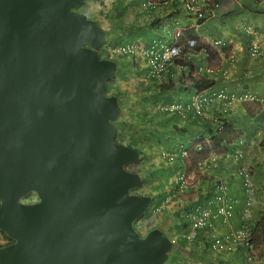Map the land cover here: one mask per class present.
Masks as SVG:
<instances>
[{
	"label": "water",
	"instance_id": "95a60500",
	"mask_svg": "<svg viewBox=\"0 0 264 264\" xmlns=\"http://www.w3.org/2000/svg\"><path fill=\"white\" fill-rule=\"evenodd\" d=\"M85 1L0 0V264H165L172 249L135 229L152 197L132 193L141 154L115 142L119 66Z\"/></svg>",
	"mask_w": 264,
	"mask_h": 264
},
{
	"label": "crops",
	"instance_id": "0c3cea01",
	"mask_svg": "<svg viewBox=\"0 0 264 264\" xmlns=\"http://www.w3.org/2000/svg\"><path fill=\"white\" fill-rule=\"evenodd\" d=\"M170 1L153 8L145 0H89V7H92L88 9V12L89 16L106 32L111 33L113 26L116 25L121 33H124L117 35L118 39L122 40L121 43L118 45L109 44L111 47L114 45L138 44L141 47L150 49L154 45L161 46L169 43L173 38L172 32L174 30H180L183 36L185 31L193 30L195 35L199 37L200 43L209 46L217 56L209 60L207 54L202 51L190 57L178 59L180 60L178 63L175 61L167 66L160 82L149 77L148 59L146 57L141 55L116 57L119 58L121 63L123 62L122 58H128L132 60V64L128 65L127 63L125 65L126 61L123 62L124 71L114 78L112 86L119 89L123 98L125 97L130 102L128 111L136 121L140 119L139 115L142 118L140 120H144L143 118L146 116L150 118L152 115H156V110L161 112L159 104L169 101L187 103L192 100L198 92L193 87L180 84L182 74L217 80L213 92L227 91L239 95H255L258 97L259 103H235L230 119L243 136L245 143L239 148L243 151L247 163L254 167L257 186H264V144H261L264 142V0H223L220 11H214V17L204 20L202 24H199L195 17L188 15L185 10L181 9V3H177L176 0ZM208 8L211 9V5ZM182 10L184 14L181 13ZM218 41L227 42L229 51L215 47L214 43ZM253 45L261 46L262 54L260 57L252 56L251 49ZM231 51L236 53L234 60L229 57ZM127 67L130 71H125ZM167 82L174 85L171 91L150 92L149 88L153 83L167 85ZM205 93H208V91ZM145 100L149 102V106H147ZM131 104L138 107L134 108ZM157 105L158 109H156ZM160 112H158L159 116H156V118L159 117L160 121L155 125L156 129L148 130L154 134L159 132L157 128L163 126L161 124H166L163 122L164 115ZM205 112L209 118L223 115L220 101H213ZM162 116L163 118H161ZM182 119L185 120L186 118ZM198 121L199 119L194 116L187 118L184 122L182 120L177 121L181 124L179 127L183 128L182 131H178L170 125L168 129L176 138L173 144H171L168 137L161 138L159 134L151 137L147 133L142 139L146 140L145 143L149 145V143L153 144L156 139L161 138L162 146L158 149L160 153L157 159L161 160V164H163L162 155L166 150L178 154L188 144H192L190 148L194 147V141L202 131ZM151 138L153 141L149 142ZM206 148H212V146L209 145ZM235 148L237 146L233 147V149ZM187 150L191 152L190 149ZM211 154L214 157L219 156V153L217 155L216 153ZM228 165V167H222L228 170L229 173L231 172L230 174L233 177L228 174L224 176L223 174V180L231 184V193L236 196L240 186H238L235 179V165L233 163H228ZM207 168H200L201 176L204 179L199 182L196 189L183 196V200L181 199L182 195L180 196L179 202L172 209L170 216L175 215L176 212L184 214L181 210L187 204L190 208V202L192 201L207 203V200L215 198L213 186L219 180H214V178L220 175L217 169L210 171ZM166 215L160 217L162 221H167L165 220ZM169 223L171 221H168L165 225H170ZM237 224H233L234 226H219L216 223L217 232L218 234L226 233L229 228L235 227ZM168 227L171 229L173 226ZM185 232V229L181 228L180 230L171 229L169 233L172 237H178L177 239L181 241L180 238H183L182 235ZM1 239L2 236L0 235ZM226 259H230V257L220 255L211 263L226 264L224 262ZM241 263L243 264V261L239 259V264Z\"/></svg>",
	"mask_w": 264,
	"mask_h": 264
},
{
	"label": "trees",
	"instance_id": "16d2710c",
	"mask_svg": "<svg viewBox=\"0 0 264 264\" xmlns=\"http://www.w3.org/2000/svg\"><path fill=\"white\" fill-rule=\"evenodd\" d=\"M151 1H155V0H151ZM211 2V3H210ZM210 4H215L216 8L215 11L218 12V8L217 6L221 5V3L223 2V0H212L210 1ZM178 3V2H177ZM209 4V5H210ZM205 19H199L198 23L202 24L204 22ZM189 39H193L197 42V46L195 47H189L187 45V41ZM226 46L223 48L224 50H228L229 45L227 42ZM180 46L182 47V53H181V58H186V57H190L191 55H195L198 54L200 52H205L207 54V56L209 57V60L214 59V57H216V53L214 51L211 50V48L208 46H204L200 43V39L197 35H195L193 30H187L184 32V36L181 38L180 40ZM178 61L180 60H176V63H178ZM180 84L182 86H189V87H193L195 90H197V94L196 95H200V93L205 94L206 91L208 90H212L216 85H217V80L215 79H209V78H199V77H193L191 76V74L189 75H184L182 74L181 78H180ZM108 91L110 93H113L114 95L118 96V98H123L122 93L119 91V89H115L112 84L109 85L108 87ZM172 88H174L173 83H168L167 85H160L158 83H153L151 85V87L149 88L150 92H165V91H171ZM204 91V92H202ZM156 100V99H155ZM146 101V100H145ZM175 102H165L162 104H173ZM180 104H182V101L178 102ZM161 105V104H159ZM129 109V108H128ZM158 109V105L157 108ZM130 112V111H128ZM158 110H156L155 114L156 115H152V117L147 118V116L145 118H143L144 120H140L141 115H139V120H134V124L130 123V122H126L124 120V122L120 125H118V123L115 125L116 126V132H117V141H119L121 144H125L130 146L131 148L137 150L140 152L141 156L142 154V150H145L146 153V157L149 154H152V156H154V152H150L153 151L155 149H159L162 146V141L161 138L156 139L155 143H149V145H147V143H145L146 140H143L142 137L147 134L148 130H151L150 126H155L154 122H152L153 120H157V122L159 123V117L156 118V116H159L158 114ZM161 114L164 115L161 118L164 119V123L166 124H162L164 127L166 126L167 128L170 127V125L175 128L178 131H182V127H179L181 124H179L177 121L182 120V122H184L187 118H190L192 116L196 117L199 119L198 123L201 126V133H199V137H198V143L201 141H208V144L210 146H212V148H206L209 145L205 146V147H198L197 154L198 157L202 160H207L205 163V167L210 170H216L220 176H217L216 178H214V180H218V178H220L221 176H227V174L229 175L230 173L228 172V170H225L222 166L228 167V163H229V158L227 157L229 152H233L235 151V149H233V147L235 146L234 143H236V141L241 145V142H244L243 136H241L240 131L235 127L234 123L232 122V119H230V114L227 115H218L215 116V118L212 117H198L193 111H189L185 113V116H183L182 114H180V112H173L174 114H177L178 117H176L175 120H172L171 122L166 121V116L169 115L170 113L168 112H160ZM143 114V113H142ZM131 115V114H130ZM189 115V117H187ZM192 115V116H191ZM132 116V115H131ZM182 118H186L185 120H183ZM135 119V118H134ZM141 124V125H139ZM149 127V129H148ZM165 127V128H166ZM149 132V131H148ZM156 134H159V132H157ZM154 134V135H156ZM154 135H151L154 136ZM115 139L116 143L117 142ZM152 138L150 139L149 142H152ZM167 141V140H166ZM158 143V144H156ZM197 143V144H198ZM159 148H158V146ZM243 146V145H241ZM140 147L142 148V150L140 149ZM145 147V148H144ZM187 147H192V144H188ZM144 148V149H143ZM147 148V150H146ZM151 148V149H150ZM211 150V151H209ZM160 150H158L159 152ZM150 152V153H148ZM211 153H219L220 159L216 160V161H212L213 159V155ZM182 156L181 153L179 152L177 154V157L175 158L174 164L173 165H165V166H161V164H155L154 165V169L155 166H158L161 169H166V173L162 172L161 170L158 169V171L156 173H152V172H145L144 178L145 180L147 178H154L158 181V185L157 186H152V192L153 195H155L157 192H160V194L158 196H154L157 198L158 200V204H161L167 196H169L168 191H166V188H169L170 186H172L174 184V181H171L174 177L177 178L181 181L183 174L181 173V169H185V166L183 165L182 162ZM223 158V159H222ZM184 159V158H183ZM142 160H140L141 162ZM169 164H171V162H169ZM211 167V168H210ZM219 169V170H218ZM141 173H143V171H140ZM183 172V171H182ZM165 174V175H164ZM251 177L254 176V167H250V171L248 173ZM231 177V175H229ZM245 176L243 177L244 180ZM242 179V177H239L238 181H240ZM182 182V181H181ZM219 185V181H216L215 185L213 186L214 188V192L217 190V186ZM221 187L223 189V191H220L221 194H219V197L222 199V202L216 198V201L221 204V207H226V209L230 212H235L234 217L231 219V221L233 220L232 224H237L240 219L242 220V215L241 213H239L238 211H241L245 204H246V198L244 195V192L242 190H239L238 195L233 196L232 195V186L231 184L227 183H220ZM260 187V186H259ZM256 189L258 190V192H256L257 195H260V192L262 191V189H258V187H256ZM202 191V190H201ZM260 191V192H259ZM235 197V198H234ZM226 198V199H225ZM243 199V200H242ZM204 203L203 202H190V209H196V206H203ZM189 204L185 205L184 208L181 210L182 213H185L187 208H188ZM215 206V202L211 201V208ZM235 209V210H234ZM169 211L166 213L167 215L165 216V220L167 221H162L160 224L157 223L156 221H150L151 220V215L150 213H148V216L144 219V221L142 220H138L135 223V227L137 229L138 232L142 233L145 232V230H149V229H154V228H158L161 227V225H165L168 221L171 223H169L170 225H172L173 227L171 229H177L180 230L181 228H183V230H188L189 229V222L187 221L186 217L184 218L185 214H176L175 215H171V211L170 209H168ZM238 210V211H237ZM214 214H211L209 217L208 222L205 224V227L203 228V231H205V229L210 230V224L212 223L211 218L213 217ZM183 217V218H182ZM238 217V218H237ZM164 218V217H162ZM172 219V220H169ZM208 219V218H207ZM143 223V224H142ZM137 224V226H136ZM139 225V227H138ZM252 227H253V236L255 237V244L256 246H258V248H260L263 244H264V218L256 221V219L252 222ZM203 231L200 232L201 236H203ZM246 232V230L244 229V233ZM0 234H3V232H0ZM4 235V234H3ZM184 235V234H183ZM8 240H10L6 235H4ZM223 239L227 240L228 239V235L224 236ZM195 248V245L192 246V248L190 249H186L187 252L188 250H192ZM264 257V252L261 254ZM260 260H253L251 264H264V259L262 257H259Z\"/></svg>",
	"mask_w": 264,
	"mask_h": 264
},
{
	"label": "clouds",
	"instance_id": "9594fccd",
	"mask_svg": "<svg viewBox=\"0 0 264 264\" xmlns=\"http://www.w3.org/2000/svg\"><path fill=\"white\" fill-rule=\"evenodd\" d=\"M88 1L89 0L85 1V4L83 5V7L80 8L79 11L83 15H85L87 18L92 19L89 16V12H88V9L91 8V7H89ZM145 1L147 2L148 0H145ZM167 1H170V0H167ZM176 1L181 3L179 0H176ZM210 1H212V0H209L208 3H207V17L200 18V19H205L206 20V19L214 17V11H215L214 8H216V6L213 3L210 4L211 3ZM236 1H240V0H236ZM166 3L167 2H163L161 4H166ZM209 4L211 5V9L208 8ZM156 6H158V5H155V7ZM151 7H153V6H151ZM217 8H218V11H220V5L217 6ZM191 16H193V15H191ZM193 17H195L197 19V22L199 21V18H197L196 16H193ZM189 40H191V39H189ZM222 42H224V41H222ZM215 43H214L215 47L223 49L222 47L216 46ZM167 44H169V43H167ZM119 46H125V45H119ZM119 46H112L111 47L109 45V43L107 42L106 46L99 51V54H100L101 58H103V59H111V60H114V61L117 62V60H116L117 58L116 57H120V56H124V55H120V56L116 55V56H113V57L109 58V57H105V53L107 52V50L112 49V48H116V47H119ZM228 51H229V49H228ZM233 53H235V52L231 51L229 53V57H232ZM234 56H236V53H235ZM124 57H129V56H124ZM176 60H178V59H176ZM118 66H119V64H118ZM116 76H117V74L109 81L108 87H109L110 84H112V82H113V80H114V78ZM158 82H160V81H158ZM220 92H227V91H220ZM107 93H108V95H114L113 93H110L109 91H107ZM213 93H218V91L217 92H213V89H212V90H208V93H205V94H213ZM227 93H229V92H227ZM200 94H202V93H200ZM232 94H235V93H232ZM196 96L197 95H195L194 97H196ZM257 99H258V97H257ZM119 102H120V100H119ZM247 103H255V102H247ZM258 103H259V101H258ZM161 105H160V107H161ZM160 107H159V109L161 110ZM161 112H163V111L161 110ZM231 112H232V110H230L228 113H225V112L222 111V114L223 115H227V114H229ZM170 114H174V113H170ZM198 117H203V116H198ZM120 121L121 120H119V122ZM116 135H117V133H116ZM115 139H116V137H115ZM197 143H198V137L194 141V147L193 148H190V147H186L185 148L184 147L180 151L181 156L184 158V159L182 158V162H183V165L185 166L184 170L181 169V173L183 174V177H182L181 181L184 182L183 179L185 178V179H187V183L185 185H183V183L178 178L175 179L174 180V184L172 186H170L169 188H166V191H168L169 196H167L166 199L161 204L157 203L158 200H157L156 197L150 196V197H152V203H151L148 211L144 214V216L147 217L148 213H150V215H151V220L150 221H156L157 223L160 224L162 222L161 219H160V216H161L162 212H164V211L168 212L169 211L168 209H170V211H171L174 207L177 206L181 195H182L181 199L183 200V196H186V194L189 191H191L193 189H196L198 184H199V182L204 179L201 176L200 168H206L204 165H205L207 160H202V159H200L198 157L196 148L198 150V147H201V146L205 147V146H207L209 144H208L207 140L206 141H201L198 144ZM244 143L245 142H241V145H244ZM234 144H235V146H237V148L235 149V151L229 152L228 155H232V157L229 158V160H230L229 163H233L235 165V168H234L235 179L237 180L238 186H240V190H242L244 192V195H245V198H246V204H245L244 208L241 211L237 210L239 213H241L242 220L240 219V221L238 222L237 226L229 228V230L226 233L218 234V232H217L218 228L216 226V223H218L219 226H221V225H223V226H229V225L234 226L232 224V222L235 219L234 218L231 221V219L234 217L235 212H232V216L229 219H226L224 215H220L219 213L217 214V212L220 209V205L221 204H219L216 201V198L220 199V197H219V194H221L220 191H223V189L220 188L221 187L220 183H227L226 180H223V176H221L220 178H218L219 185L217 186V190L215 191V198L207 200V203H204V205L201 206V207L200 206L199 207L196 206V209L192 210V209L188 208L186 210V212L184 213L185 214L184 218L186 217L187 221L189 222L188 223L189 224V229L185 230L186 231L185 234L182 235L183 238H180L181 241L179 239H177L178 237H172L170 235V233L168 235L164 230H162V225H161V227L154 228V229H160V230L164 231L167 234V236L169 237V239L171 240V242H172V249L175 247V251H174L173 255L171 256L172 260L168 264H175V262L173 260H177L176 259V254L178 253V246L176 247V242H177V244H181V250L183 252H186L187 251L186 249L191 244L195 245V248L190 250V252H191L192 256H195L196 254H198V256L196 257V259L198 261L197 264H212L211 261H213V260L215 261L216 258L218 256H220V255L221 256L230 257V259H226L224 261L226 264H234V263L235 264H239V259H242L243 264H251L253 260H255V259L258 260L259 257H262L264 259V257L261 255L264 252V244L260 248H258V246H256V244L254 242L255 237L253 236V227H252V222L255 219H256V221H259V220L264 218V186L259 188L257 186V184H256L255 177L252 176V177H250L251 181H252V186H251L250 190L247 191L246 187L244 186V180H243L244 172H243V169H247L248 171H250V167L251 166L247 163L243 151L239 148L241 145L237 141ZM261 144L263 145L264 142H262ZM187 149H190L191 152L188 151ZM150 152H152V153L156 152L157 155L156 156L154 155V157L156 159H157V156L160 153V151L158 152V149H155V150L150 151ZM150 152H148V153H150ZM185 152L187 153V156L184 157L183 153H185ZM163 153H164L162 155V159L164 160L163 164H161V160H158V159L155 160L156 164H161L162 166L163 165H173L174 161H175V158L177 157V154H173V153H171L168 150H166ZM216 155H217V153H216ZM235 156H239L240 157L239 160H236ZM160 159H161V156H160ZM219 159H220V156H218V157H214L213 156L212 161H216V160H219ZM140 160H141V158H140ZM169 162H171V164H169ZM141 163H142V161H141ZM150 165L153 168L155 164H153L152 161H151ZM146 168L149 169L148 166H146ZM139 173L142 175V178H143V182H142L143 186L145 185V186H147L149 188V186L146 185L147 182H146V180L144 178V175H143L144 173H141V172H139ZM229 175H231V174H229ZM231 177H233V176L231 175ZM239 177H242V179L240 181H238ZM142 184H141V186H142ZM256 187H258V189H262L261 192L259 191L260 195L256 194V192H258ZM170 188H175V190L174 189H170ZM176 188H180V189L176 190ZM30 198H31V196H29L26 200L29 201V202H35L36 201V199L31 200ZM35 198H36V196H35ZM211 201L215 202V206L212 207V208H211ZM246 210H248V212H250V216L246 215L247 214ZM206 211H211L212 212L211 214H214L213 217L211 218L212 223L210 224V230H208V229L206 230L205 229V231H203V228L205 227V224L208 222L209 218L207 219V221H205V224L202 227H199L197 230H194L193 225L196 223V220H197L195 218L201 212H206ZM215 212H216V214H215ZM142 217L139 220H141ZM135 223H134V226H135ZM135 229H136V227H135ZM154 229L145 230V232H142V233L138 232L137 229H136V231L138 233L142 234V236H145L149 231H152ZM244 229L246 230L245 233H244ZM201 231H203V236H201V234H200ZM194 232H195V237L194 238L190 237L192 235V233H194ZM232 234L239 236V238L241 237L245 242H247L248 245L247 246L238 245V247L234 251H228V250H222L221 251V249H218V247L215 248V246H217L219 244L218 242L226 241L225 239H223L224 236H227V235L230 236ZM0 235L2 236V239L0 240V247H4V246L9 245V240L4 236L5 234L4 235L0 234ZM5 238L7 239V242L5 241ZM172 249H171V251H172ZM171 251H170V253H171ZM170 253H169V256H170ZM169 256H168V259L166 260V262L169 260ZM250 259H251V261H249ZM178 260H180V259H178ZM183 264H187V262H185L183 260Z\"/></svg>",
	"mask_w": 264,
	"mask_h": 264
},
{
	"label": "built area",
	"instance_id": "2783aa9c",
	"mask_svg": "<svg viewBox=\"0 0 264 264\" xmlns=\"http://www.w3.org/2000/svg\"><path fill=\"white\" fill-rule=\"evenodd\" d=\"M182 3L183 10L188 15L196 16L197 18H205L207 17V3L209 0H179ZM163 2H167V0H148L147 3L150 6L155 7V5H159ZM250 30V29H249ZM172 40L169 44H164L161 46L154 45L150 49L141 47L138 44H130L125 46H119L116 48H112L107 50L105 53V57H113L116 55H124L129 57H134L137 55H141L148 59V67H149V76L157 81L162 80L163 72L166 71L167 66L176 59L181 57L182 47L180 46V40L183 37V33L180 30H174L172 32ZM189 47H195L197 45L195 40H189L187 42ZM216 46L224 48L226 46L225 42L218 41L215 43ZM251 54L254 57H260L261 47L259 45H253L251 49ZM235 53L232 54L231 59L234 60ZM215 100L220 101L222 104V111L228 113L230 110L234 108L235 103H247V102H258L259 100L254 95L250 94H232L227 92H218L213 94H200L196 97H193L190 102L187 103H173V104H164L161 105V110L168 113L180 112L183 116H185L186 112L193 111L197 116L208 117L206 114V110L210 107L211 103ZM183 156H187V153H183ZM228 158H231L232 155H227ZM236 160H239V156H235ZM244 172V186L247 191L250 190L252 186L251 176L248 174L249 171L247 169H243ZM185 184L187 183V179H183ZM222 202V199H219ZM249 204V203H248ZM247 216H250V212L246 210ZM211 211L201 212L195 219L196 223L193 225L194 230H197L199 227H202L207 221V218L211 215ZM224 215L226 219H229L232 216V212L228 211L226 207H221L217 212V214ZM216 214V212H215ZM190 237H195V232L192 233ZM219 244L215 246L218 249L234 251L240 246H247V242H245L241 237L237 235H230L228 239L224 242H218ZM251 261V259L249 260Z\"/></svg>",
	"mask_w": 264,
	"mask_h": 264
},
{
	"label": "rangeland",
	"instance_id": "374dc122",
	"mask_svg": "<svg viewBox=\"0 0 264 264\" xmlns=\"http://www.w3.org/2000/svg\"><path fill=\"white\" fill-rule=\"evenodd\" d=\"M171 2V1H170ZM92 7V6H91ZM94 7H96V6H94ZM181 9H183V7H181ZM183 11V10H182ZM181 13H183L184 14V11L183 12H181ZM121 35V34H124V33H121V31H120V29H118L117 28V26L116 25H114L113 26V28H112V30H111V33H109V32H107V37H108V43L109 44H115V45H118L119 43H121V41L122 40H120V39H118V37H117V35ZM113 40H115V41H113ZM170 43V42H169ZM114 45V46H115ZM230 53V52H229ZM228 54V53H227ZM122 60H123V62H125L126 61V64L125 65H127V63H128V65L130 64H132L131 62H132V60H130V59H128V58H122ZM117 61H118V64H119V70H118V72H117V75H119L121 72H123L124 70H123V62L121 63L120 61H119V58H117ZM125 71H130L129 70V67H127L126 69H125ZM125 98V97H124ZM120 98L119 100H120V106H121V109H122V117H121V121L120 122H118V125H120V124H122L123 122H124V118H125V121L126 122H130V123H132V124H134V120L135 119H133L132 118V116L129 114V112H128V106H129V101L125 98ZM147 101H145V103H146ZM148 103L149 102H147V106H149L148 105ZM132 106L134 105V104H131ZM146 106V105H145ZM134 108H136V107H138V106H133ZM125 116V117H124ZM176 114H169V115H167L166 116V121H172V120H175L176 119ZM152 122H154V125H156L158 122H157V120H153ZM162 125V124H161ZM151 127V129L153 130V129H156L155 128V126H150ZM148 129H149V127H148ZM157 130L160 132L159 133V135H160V137L161 138H165V137H168V139H170L171 140V144H173V142H174V140L176 139V138H174L173 137V133H171V131L166 127H164V126H160V128H157ZM147 133L148 134H150V135H154V133L152 132V131H147ZM178 141H179V139H178ZM156 144H158V143H156ZM158 146V145H157ZM158 148H159V146H158ZM151 149V148H150ZM146 150H147V148H146ZM154 155L156 156L157 154H156V152L154 153ZM149 156V155H148ZM148 156H147V159H148ZM145 159H146V155H145ZM147 160H145L144 162H137V163H135L133 166H131V169H134V170H137V169H139V168H141V165L142 164H145V162H146ZM152 163L153 164H156V162H155V160H153L152 161ZM146 166H148L149 168L151 167V165L150 164H146ZM161 170L162 172H167L166 171V169L164 170V169H161V168H159L158 166H155V169L154 170H152V169H150V170H152V171H157V170ZM153 173V172H152ZM165 175V174H164ZM152 180V178H147L146 179V182H147V184L146 185H148L149 186V184H148V182H150ZM144 219H145V217H144ZM169 235V234H168ZM5 241L7 242V239L5 238ZM178 246V253L176 254V259L177 260H173L174 262H175V264H183V260L185 261V262H187V264H197L198 263V261H197V259H196V257L198 256V254H196L195 256H192V254H191V252H190V250H188V252L186 251V252H183L182 250H181V244H177V242H176V247ZM192 246H194L193 244H191L188 248L190 249V248H192ZM174 251H175V247L172 249V251H171V253H170V256H169V260L165 263V264H168L171 260H172V258H171V256L173 255V253H174ZM178 259H180V260H178Z\"/></svg>",
	"mask_w": 264,
	"mask_h": 264
},
{
	"label": "flooded vegetation",
	"instance_id": "af4514ba",
	"mask_svg": "<svg viewBox=\"0 0 264 264\" xmlns=\"http://www.w3.org/2000/svg\"><path fill=\"white\" fill-rule=\"evenodd\" d=\"M117 139H118V137L116 136V141H117ZM119 140V139H118ZM117 142H119V141H117ZM118 144H120V145H125V144H121L120 142L118 143ZM145 148V147H144ZM143 148V149H144ZM140 149L142 150V148L140 147ZM148 151V150H147ZM146 151L145 150H142V156H141V160H142V162H144L145 160H147L146 162H145V164H142L141 165V168H139V169H137V170H134V169H131V166H133L135 163H131V164H129L128 166H127V169L129 170V171H131V172H140V171H143V173H145V172H147V173H149V172H153V173H156L157 171H152V170H154V168H152V167H150L149 169H147L146 168V164H150L151 163V161H153V160H157L154 156H152V154H149V157H148V159H147V157H146V159H145V155H146ZM150 169H152V170H150ZM175 179H177V176H176V178L174 177L171 181H174ZM183 183V185H185V183L184 182H182ZM148 184H149V188L147 187V186H143V184H142V186L141 187H139V188H137V189H135V190H133L132 191V193L133 194H137V195H140V196H158L159 194H160V192H157L155 195H153V193H151L152 192V186H157L158 185V181L156 180V179H154V178H152V180L150 181V182H148ZM187 187V186H186ZM170 189H174L175 190V188H170ZM169 189V190H170ZM178 189H180V188H176V190H178ZM31 196V200H34V199H36L35 198V195L34 194H31L30 195ZM167 213V211H164V212H162V214H161V216L162 215H164V214H166ZM177 214H179V213H177ZM181 215V214H180ZM160 216V217H161ZM182 216V215H181ZM144 217H146V216H143L142 217V221H144ZM161 219V218H160ZM159 219V220H160ZM143 224V223H142ZM136 226H137V224H136ZM168 226H170V225H163L162 226V230H164L167 234H169V232H170V227H168ZM138 227H139V225H138ZM13 243V241H11V240H9V244H12Z\"/></svg>",
	"mask_w": 264,
	"mask_h": 264
}]
</instances>
